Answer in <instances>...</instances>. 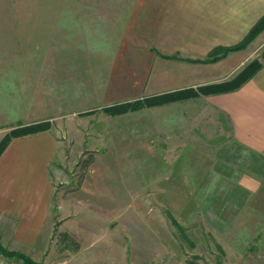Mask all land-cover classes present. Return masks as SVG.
I'll return each instance as SVG.
<instances>
[{
	"label": "crops",
	"instance_id": "1",
	"mask_svg": "<svg viewBox=\"0 0 264 264\" xmlns=\"http://www.w3.org/2000/svg\"><path fill=\"white\" fill-rule=\"evenodd\" d=\"M262 15L264 0H0V140L16 123L57 120L12 136L0 153V233L32 246L50 223L49 164L65 134H86V149L149 151L155 165L173 167L169 196H203L193 183L227 173L254 212L264 187L252 159L264 164V60L238 78L262 32L203 60ZM182 90L161 104L107 109Z\"/></svg>",
	"mask_w": 264,
	"mask_h": 264
},
{
	"label": "rangeland",
	"instance_id": "2",
	"mask_svg": "<svg viewBox=\"0 0 264 264\" xmlns=\"http://www.w3.org/2000/svg\"><path fill=\"white\" fill-rule=\"evenodd\" d=\"M261 32L249 42L257 58L246 67L263 61L264 29ZM56 121L16 123L5 133L31 125L53 127ZM61 137L64 146L49 164L50 223L32 246L8 230L0 233L7 250L37 264H264V187L256 195L254 212L248 210L244 188L227 173L222 178L208 174L193 183L203 196H169L165 191L173 167L155 165L149 151L114 148L118 143L86 149V134ZM240 152L244 164L246 152ZM90 155L94 161L83 170L78 162ZM252 159L263 177L264 164L257 156ZM176 184V189L186 186ZM0 258L25 264L16 255L0 253Z\"/></svg>",
	"mask_w": 264,
	"mask_h": 264
},
{
	"label": "trees",
	"instance_id": "3",
	"mask_svg": "<svg viewBox=\"0 0 264 264\" xmlns=\"http://www.w3.org/2000/svg\"><path fill=\"white\" fill-rule=\"evenodd\" d=\"M264 29V15H262L254 24L253 26L249 29V31L247 32V34L243 37L242 40H240L238 43L233 44V45H229V46H215L213 47L207 54L206 58L203 60L205 62H214L216 60H218L219 58L223 57L225 54H227L228 52L231 51H235V50H239V49H243L245 48L249 42L251 40H253L262 30ZM263 60H264V56H263ZM253 65V67H251ZM252 65H248L247 67H245V69L243 70V72L240 74V77L238 78V80H240V82H242V80L246 79L247 77H249L253 72H255L259 67H260V62H255L252 63ZM236 86V84L234 85ZM234 86H231L230 88H233ZM219 89H226V85L225 87L220 85L218 87ZM185 92H190L189 90H182V91H177V92H173V93H162V94H157V95H153L150 97H146L144 99H138L135 100L133 102L130 103H120V104H116L113 106L108 107L107 109H109L111 112H120L121 110H135L138 108H141L145 105H156V104H161L170 100H173L175 98H177L180 95H183ZM44 127H36V126H25L21 129H12L9 134L5 135L1 140H0V153L3 151L4 147L7 145L8 141L10 140V138L12 136H18V135H22L28 132H34L37 131L39 129H43ZM94 161V156L90 155L87 159H82L81 161H79L78 163L81 165V167L83 168V170H86L88 168V166ZM64 237H66V234H63ZM0 253H3L5 255H16L20 258H23L25 261V264H37L35 262H33L32 260H30L27 256L22 255L19 252H15V251H10L7 250L6 248H4L1 244H0Z\"/></svg>",
	"mask_w": 264,
	"mask_h": 264
},
{
	"label": "built area",
	"instance_id": "4",
	"mask_svg": "<svg viewBox=\"0 0 264 264\" xmlns=\"http://www.w3.org/2000/svg\"><path fill=\"white\" fill-rule=\"evenodd\" d=\"M0 264H15V263L7 259L0 258Z\"/></svg>",
	"mask_w": 264,
	"mask_h": 264
}]
</instances>
